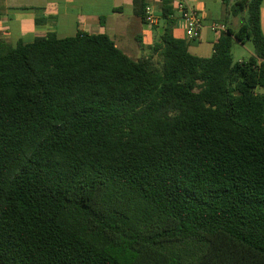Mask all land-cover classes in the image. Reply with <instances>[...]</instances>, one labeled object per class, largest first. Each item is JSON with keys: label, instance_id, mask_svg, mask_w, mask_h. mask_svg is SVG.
<instances>
[{"label": "trees", "instance_id": "16d2710c", "mask_svg": "<svg viewBox=\"0 0 264 264\" xmlns=\"http://www.w3.org/2000/svg\"><path fill=\"white\" fill-rule=\"evenodd\" d=\"M263 2L208 58L172 26L137 60L106 34L0 41V264H264Z\"/></svg>", "mask_w": 264, "mask_h": 264}, {"label": "crops", "instance_id": "0c3cea01", "mask_svg": "<svg viewBox=\"0 0 264 264\" xmlns=\"http://www.w3.org/2000/svg\"><path fill=\"white\" fill-rule=\"evenodd\" d=\"M144 1L146 12H151L158 24L142 20L136 14L134 0H0V41L16 46L48 34H55L58 39L75 37L81 32L106 34L126 55L137 60L151 55L150 48L161 43L166 29L172 26L174 36L188 42L191 54L208 58L213 55L214 44L222 33L213 31L212 25L224 24L227 30L238 32L247 15L246 12L232 14L238 0H184L200 13L204 22L200 40L189 41L178 9L180 0ZM165 14L170 17L165 18ZM102 18H105L104 24ZM261 24L264 32V2ZM235 44L246 47L239 50L238 61H247L255 55V49L247 47V42L235 40Z\"/></svg>", "mask_w": 264, "mask_h": 264}, {"label": "built area", "instance_id": "2783aa9c", "mask_svg": "<svg viewBox=\"0 0 264 264\" xmlns=\"http://www.w3.org/2000/svg\"><path fill=\"white\" fill-rule=\"evenodd\" d=\"M178 9L181 13L182 19L186 25V38L189 41L200 40L204 28L203 19L198 11L189 7L184 0L178 3ZM146 21L150 24H158V19L151 13L146 12ZM212 30L215 32H226L227 28L224 24H213Z\"/></svg>", "mask_w": 264, "mask_h": 264}, {"label": "rangeland", "instance_id": "374dc122", "mask_svg": "<svg viewBox=\"0 0 264 264\" xmlns=\"http://www.w3.org/2000/svg\"><path fill=\"white\" fill-rule=\"evenodd\" d=\"M233 50H232V54L234 56V61H238L240 59V54H239V50H245L246 47H243L241 45H237L235 44V46H233ZM247 47H251V48H254V45L251 41H248L247 42ZM159 58L157 59V61L159 62Z\"/></svg>", "mask_w": 264, "mask_h": 264}]
</instances>
